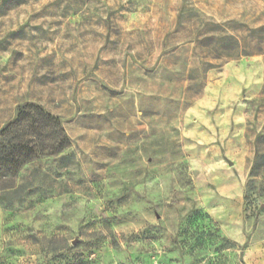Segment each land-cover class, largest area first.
I'll return each instance as SVG.
<instances>
[{"label": "clouds", "instance_id": "9594fccd", "mask_svg": "<svg viewBox=\"0 0 264 264\" xmlns=\"http://www.w3.org/2000/svg\"><path fill=\"white\" fill-rule=\"evenodd\" d=\"M0 264H264V0H0Z\"/></svg>", "mask_w": 264, "mask_h": 264}, {"label": "rangeland", "instance_id": "374dc122", "mask_svg": "<svg viewBox=\"0 0 264 264\" xmlns=\"http://www.w3.org/2000/svg\"><path fill=\"white\" fill-rule=\"evenodd\" d=\"M17 2V0H8V4L11 5L12 3Z\"/></svg>", "mask_w": 264, "mask_h": 264}]
</instances>
